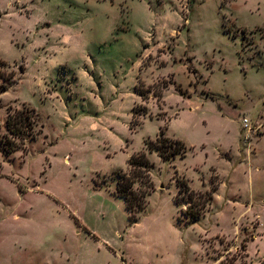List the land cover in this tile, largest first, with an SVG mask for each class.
<instances>
[{"label": "rangeland", "instance_id": "rangeland-1", "mask_svg": "<svg viewBox=\"0 0 264 264\" xmlns=\"http://www.w3.org/2000/svg\"><path fill=\"white\" fill-rule=\"evenodd\" d=\"M0 60V145L9 107L40 115L0 150V264H264V0H0ZM162 130L186 158L148 152ZM143 152L156 190L129 234L116 179ZM176 175L220 185L187 229Z\"/></svg>", "mask_w": 264, "mask_h": 264}, {"label": "trees", "instance_id": "trees-1", "mask_svg": "<svg viewBox=\"0 0 264 264\" xmlns=\"http://www.w3.org/2000/svg\"><path fill=\"white\" fill-rule=\"evenodd\" d=\"M0 64H2V66L7 65L3 60H0ZM0 77L6 82L5 85L0 87V92H6L11 87V79ZM167 87L168 84H165L163 89ZM177 90L181 94H185L182 87L178 86ZM141 96L144 95L141 93ZM39 123L40 115L34 108H29L27 106L23 108L9 107L5 123V142L3 144L1 142L0 145V150L3 154L15 152L19 150L20 144L35 140L37 138V127ZM147 148L148 152H157L164 162L174 161L177 158L184 159L188 152V148L184 141L166 136L163 130L156 141L147 143ZM129 166V174L124 172L118 174L115 194L126 203L130 223L134 224L138 221L139 214L146 210L148 197L156 190L150 176V169L153 168L154 163L150 160L148 154L143 152L133 156L129 160ZM176 173L178 175V172ZM177 175L175 178L178 192L174 201L179 205V195L188 193L190 195L189 200H186L188 206L185 210L180 211V215L186 219V224L196 223L205 215L210 205H212L218 186L214 185L209 191L198 192L191 189L186 177H179ZM136 183H140L142 188L136 189ZM18 188L19 191L22 192L20 185ZM195 196H197L198 200L195 199ZM72 216L76 223L81 225L80 221L74 215ZM178 222L185 223L180 216L178 217ZM85 230L93 238H96L88 229L85 228ZM243 248L247 249V245L244 244Z\"/></svg>", "mask_w": 264, "mask_h": 264}, {"label": "crops", "instance_id": "crops-1", "mask_svg": "<svg viewBox=\"0 0 264 264\" xmlns=\"http://www.w3.org/2000/svg\"><path fill=\"white\" fill-rule=\"evenodd\" d=\"M184 176V175H183ZM184 177H186V176H184ZM199 180H200V177H199ZM189 181V180H188ZM201 181V180H200ZM220 183H221V181H220ZM220 186V185H219ZM218 186V187H219ZM162 188H165V187H162ZM198 188V187H197ZM218 191V190H217ZM216 191V192H217ZM155 192V191H154ZM177 192H178V189L175 191V196L173 197V201L175 200V197H176V195H177ZM55 200L57 201V202H59L56 198H55ZM214 201H215V195H214ZM213 201V202H214ZM174 203H175V201H174ZM124 204H125V213H126V217H127V222H128V229H129V234L131 233V231L133 230V229H135V228H137L138 226L140 227V225H143V223H144V221H145V215H146V212H147V209H148V205H147V208H146V210L145 211H143V212H141L140 214H139V218H138V221L136 222V223H134V224H131L130 223V220H129V212L127 211V208H126V203L124 202ZM213 204V203H212ZM175 205L177 206V219H176V224H177V226H179L180 228H188L189 226H191V225H193V224H195V223H193V224H186V223H179L178 222V215L180 214V207H179V205L178 204H176L175 203ZM71 215V217L73 218V214H70ZM203 217H205V215L203 216ZM202 217V218H203ZM74 219V218H73ZM78 219V218H77ZM79 220V219H78ZM74 221H75V219H74ZM80 221V220H79ZM200 221H201V219H200ZM75 223H76V221H75ZM80 223H81V225H79V226H81V227H83V229L85 230V226L82 224V222L80 221ZM77 224V223H76ZM88 225V224H87ZM87 229V228H86ZM86 231V230H85ZM148 231V230H147ZM128 234V235H129ZM145 234H147V232H145ZM128 237V236H127ZM126 237V238H127ZM122 238V245L123 246H125V243H126V238L125 237H121ZM103 241H105L106 243H110L109 242V240H106V239H103ZM140 243H146V242H143V241H141L140 240ZM122 262L124 263V264H128L129 262H128V260H126L124 257H122Z\"/></svg>", "mask_w": 264, "mask_h": 264}, {"label": "built area", "instance_id": "built-area-1", "mask_svg": "<svg viewBox=\"0 0 264 264\" xmlns=\"http://www.w3.org/2000/svg\"><path fill=\"white\" fill-rule=\"evenodd\" d=\"M243 122H244V127L247 129L246 131L248 132V130L250 131L251 130V126H250V121H249V119L248 118H245L244 120H243Z\"/></svg>", "mask_w": 264, "mask_h": 264}]
</instances>
